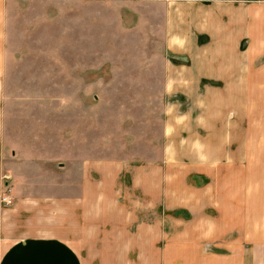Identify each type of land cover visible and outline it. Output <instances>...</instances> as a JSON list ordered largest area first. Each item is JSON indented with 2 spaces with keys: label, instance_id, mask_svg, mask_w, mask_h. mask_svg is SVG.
Here are the masks:
<instances>
[{
  "label": "crops",
  "instance_id": "crops-1",
  "mask_svg": "<svg viewBox=\"0 0 264 264\" xmlns=\"http://www.w3.org/2000/svg\"><path fill=\"white\" fill-rule=\"evenodd\" d=\"M6 184L0 264H264V0H0Z\"/></svg>",
  "mask_w": 264,
  "mask_h": 264
},
{
  "label": "rangeland",
  "instance_id": "rangeland-1",
  "mask_svg": "<svg viewBox=\"0 0 264 264\" xmlns=\"http://www.w3.org/2000/svg\"><path fill=\"white\" fill-rule=\"evenodd\" d=\"M94 59V57H88L89 60ZM27 90V89H25ZM54 92V96H55V104L59 103L61 101V97L63 95L64 91L67 90H73V89H61V88H56V89H52ZM86 94H87V99H86V113L87 115H96L98 114V110L96 109L95 105L96 103L102 106H110V104H106V101L110 102L109 100H112L111 98H109L110 96L114 97V99L116 101H118V103H120V105L115 104L114 106L119 108V112H124L126 111L127 107L130 106L132 107V105L130 103H127L126 99L124 97L127 98V96L129 94L133 93V89H127V88H118V89H111V88H86L84 89ZM51 91V89H50ZM74 91V90H73ZM94 96H98V98L101 100V104L100 102H96V97ZM124 100V101H123ZM107 102V103H108ZM104 115V121L105 118L110 115L109 112L107 113H102ZM61 115V114H59ZM114 115V114H111ZM108 123V122H107ZM129 121H126L125 125L128 127L129 126ZM109 125V123L107 124ZM113 131H116L115 129H112ZM221 191V190H219ZM214 195L210 194L208 195L209 198L206 200L207 202V207L208 210L211 211L210 213H214V214H218V213H222V197H221V193L218 191H214L213 193ZM200 195H202V193H200ZM201 204L204 202V200H200L199 201ZM176 214H179V212H176ZM185 215L186 220H184L183 222H192V219L190 218V215L188 213L183 214Z\"/></svg>",
  "mask_w": 264,
  "mask_h": 264
},
{
  "label": "built area",
  "instance_id": "built-area-1",
  "mask_svg": "<svg viewBox=\"0 0 264 264\" xmlns=\"http://www.w3.org/2000/svg\"><path fill=\"white\" fill-rule=\"evenodd\" d=\"M11 188L9 187L8 184L5 185V190L1 194V201L5 206H11L14 204V197L11 193Z\"/></svg>",
  "mask_w": 264,
  "mask_h": 264
}]
</instances>
